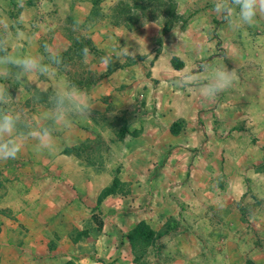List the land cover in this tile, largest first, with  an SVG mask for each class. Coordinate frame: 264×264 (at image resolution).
<instances>
[{
    "label": "rangeland",
    "instance_id": "1",
    "mask_svg": "<svg viewBox=\"0 0 264 264\" xmlns=\"http://www.w3.org/2000/svg\"><path fill=\"white\" fill-rule=\"evenodd\" d=\"M78 2L82 7L73 12ZM69 3L0 0V113L12 116L18 136L56 137L63 152L83 157L86 163L110 166L113 175L106 179L108 184L95 202L90 223L103 232L104 223L99 219L103 212L97 206L109 199L120 216L132 222L124 238L132 264H177L179 254L173 251L179 243L176 239L190 233L198 236V254L192 264H258L251 254L257 246L264 251V241H252L256 215L252 169L264 174V13L258 14L254 25L234 30L213 11L215 0H73L64 18L62 13ZM84 13L87 15L75 16ZM96 22L131 32L142 24L149 25L151 28L144 30L146 36L140 32L143 53L114 51L110 59L96 51L94 57L107 65L104 72L94 68L88 61ZM55 33L66 35L70 46L53 55L47 46ZM20 45L24 57L36 61L34 67L10 63L8 58ZM220 64L233 70L237 79L231 88L208 98L201 85ZM130 69L143 77L140 94L122 97L124 105L117 106L119 109L113 101L106 113L97 112L90 109L88 96L84 100L72 95L76 91L86 95L102 78L118 70L124 77ZM34 71L40 80H47L31 81L28 99H18L20 103L15 104L13 94L20 85V75ZM135 82L115 79L111 87L120 93ZM129 103L135 107L131 109ZM81 118L90 122L82 128L87 139L64 148V138L76 137ZM62 120L73 127H62ZM130 127L135 131L130 133ZM129 137L139 141L131 142L134 148L147 145V155L161 160L152 167V175L141 178L120 173L117 163L124 159L126 147H116V143ZM252 152L261 158L248 166ZM13 163L0 158V187L20 184L25 189L35 183L40 187L38 193L45 192L48 171L44 167L42 174L41 169L35 171L36 177L19 178L12 175V170L19 172L18 162ZM237 164H243L240 169L244 170L239 182L223 173ZM29 196L26 190L22 199L26 211ZM42 199L39 196L38 200ZM210 199L215 200L213 205H208ZM119 201L124 205L115 204ZM221 203L228 204V210L223 212ZM199 209H207L205 219L197 216L203 212ZM194 210L197 218H191ZM224 213L231 219L239 218V224L224 225ZM0 214L11 213L0 210ZM228 227L235 234L222 243L221 232ZM237 228L247 236L244 250H249V256L238 253L242 241L236 239ZM210 234L213 240L208 239ZM223 245L229 249L228 257L222 255Z\"/></svg>",
    "mask_w": 264,
    "mask_h": 264
},
{
    "label": "crops",
    "instance_id": "2",
    "mask_svg": "<svg viewBox=\"0 0 264 264\" xmlns=\"http://www.w3.org/2000/svg\"><path fill=\"white\" fill-rule=\"evenodd\" d=\"M70 1L67 11L62 13L64 18L69 15V8L73 0ZM81 4L78 2L73 12L79 10V5L82 7ZM76 15L86 16L87 13ZM148 28L151 27L147 24H142L136 32H131L124 27H114L108 23H94L90 35L93 51L88 64H92L94 68H98L103 72L106 71L107 62L94 57L93 54H96V51L106 54L110 59H112L114 51L120 52L132 49L134 54L143 53V48L140 44L144 42V39L140 32L143 34L144 30ZM56 33L55 37L51 39V43L47 46L48 52L53 55L64 52L70 46L66 35L61 36ZM144 35L146 36L145 33ZM134 42L137 43L135 47L132 46ZM125 44L126 47H123ZM8 59L11 64L24 68L25 65L22 61L26 58L22 52V46H18L14 56ZM31 59L33 60V58ZM33 62L36 65V61L33 60ZM122 72L118 70L108 77L102 78L86 95H83L81 91H76L72 95H74V98H83L84 100V96H88L90 109L97 110V112L106 113L110 110L108 105H112L113 101L117 103L116 107H121L124 105L122 97L127 95L132 97L140 94L141 80H143L142 75L134 73L131 69L128 73H124V77L120 75ZM39 76L40 74L37 75V71L28 76L22 72L19 78L20 85L13 94L15 104L18 105L21 99H24L22 102L28 99V92L31 88L29 85H32L31 81L33 80H40ZM45 78L46 75L43 80ZM115 79H121L124 83L128 82V84H131V81L136 80V82L132 83V86L124 91L117 93L111 87ZM46 80L47 78L39 82L44 83ZM144 81L145 83L149 82L146 79ZM45 84L47 88V82ZM60 95H63L62 90ZM104 100H107V103L103 104L102 101ZM124 101L128 102L125 99ZM118 107L117 109H119ZM129 107L133 109L135 105L130 104ZM86 123L90 125V122L84 121L83 118L77 120L76 137L64 138V148L67 144L76 145L87 139L86 132L82 129L86 127ZM139 124L140 121L137 122L138 128H140ZM61 126L66 129L73 127L72 124L63 120ZM133 131H135V128L130 127V133ZM12 138L19 148V153H16L15 158L6 160L14 163L18 162L16 167L19 168L18 171L20 172L12 170V175L31 179L32 176H37L35 171L39 169H41L40 173L42 174V168L44 167L46 172L48 171L44 180L47 184L43 187L45 189L43 193L37 192L40 187L35 185V183H30L29 187H25V189L21 188L20 184L0 187V210L11 213L4 216L0 214V264H132L129 244L124 239L126 232L131 228L132 222L121 217L119 214L120 210H117V207L107 202L109 199L105 200L103 198L104 201L97 206V209L100 210L102 208L101 211L103 212L102 217L99 218L104 223L103 232L100 233L97 230L98 227L95 228L93 223H90L92 218L89 217L93 209H96L95 202L108 184L106 179L113 175L109 170L110 166L91 162V164L89 162L86 163L83 157L63 152V144L56 137L48 135L36 136L31 133L26 136H18L14 131ZM6 139H8L7 136L0 137V140ZM133 141L139 143L133 137L124 138L123 141L116 143V147H126L122 151L124 159L117 163L118 167H120V173L124 172V174L129 176L141 178L152 175V167L158 166L161 160L152 159L147 155L149 153H146L147 145L134 148L131 143ZM38 145L45 147L38 148ZM251 158H253V161ZM258 158H261L260 155L252 152V157H248L246 162L247 165L250 166L253 163L254 166ZM22 161L25 162V166H23ZM242 165L237 164L236 168L228 169L223 173L226 177L240 178V176L244 175V170L240 169ZM169 171L172 170L168 169ZM252 171L253 192L256 198V201H253L256 215L252 220V241L261 242L264 241V174L261 175V173L253 169ZM176 176L180 175L177 173ZM257 176L259 178H256ZM237 180L239 182V179ZM26 190L30 193L27 211L22 200ZM39 196H42L43 199L38 200ZM214 202L215 200L210 199L208 205H213ZM115 204L124 205V201L115 202ZM221 204L220 209H224L223 212L228 210V204ZM199 210L203 212L199 215L194 210L191 218L196 217V214L198 217L204 216L203 219L207 217L205 214L207 209ZM222 219L224 225L232 227H234V224L238 225L240 220L239 218L231 219L229 216H225V213ZM199 221L201 220L199 219ZM208 221L209 219L207 218L205 223L207 224ZM125 226L126 230L123 229ZM232 227H228L221 232L220 240L222 243L229 241L230 236L235 234ZM229 228H231V231H229ZM121 231L124 232L121 233ZM236 233L238 236L236 239L242 241L239 244V248H237L240 251L238 253L248 255L249 250H244V242L247 236L240 230ZM204 235L206 236V233ZM180 237L176 239L179 243L173 247V251L179 254L177 264H192L198 254V236L190 233ZM208 239L213 240V234H210ZM223 247L222 255L228 257L229 249L224 245ZM259 247L257 246L251 254L252 258H257L258 264L264 263V251H261ZM227 252L228 254H226Z\"/></svg>",
    "mask_w": 264,
    "mask_h": 264
},
{
    "label": "clouds",
    "instance_id": "3",
    "mask_svg": "<svg viewBox=\"0 0 264 264\" xmlns=\"http://www.w3.org/2000/svg\"><path fill=\"white\" fill-rule=\"evenodd\" d=\"M213 11L219 14L230 28L238 30L255 24L258 14L264 13V0H215ZM22 63L27 67L35 66L31 58H26ZM236 79L233 70L220 64L211 70L210 77L201 85L202 94L214 98L231 88ZM14 131L15 121L12 116L0 114V137H8L6 140H0V158H15L19 148L12 138Z\"/></svg>",
    "mask_w": 264,
    "mask_h": 264
}]
</instances>
